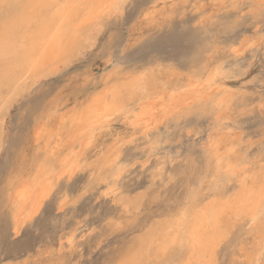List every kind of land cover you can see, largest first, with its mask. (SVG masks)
I'll use <instances>...</instances> for the list:
<instances>
[{
  "label": "rangeland",
  "instance_id": "obj_1",
  "mask_svg": "<svg viewBox=\"0 0 264 264\" xmlns=\"http://www.w3.org/2000/svg\"><path fill=\"white\" fill-rule=\"evenodd\" d=\"M127 4L118 22L110 19L113 8L92 26H84L88 29L83 30V45L72 61L68 57L55 60L48 69L24 76L17 88L0 85V214L5 205H13L11 193L22 189L39 169L47 165L50 174L58 170L47 144L54 146L58 137L62 153L71 148L70 139L66 142L70 119L115 93L114 112L104 127L95 129L97 137L79 151L72 181L63 172L52 175L48 196L37 199L39 208L38 204L32 207L42 213L45 230L41 232L29 219V239L0 240V259L8 257L9 264L118 260L148 226L165 222L183 209L189 193L212 194L208 188L214 169L207 147L215 136L227 133L232 140L238 136L234 144L236 152L246 156L245 166L264 167V82L260 79L264 0H127ZM207 80L213 83L207 102L188 108L181 104L145 132L128 125V111L138 110L136 95L147 105L148 98L152 102L159 96L168 98L178 85H202ZM135 81L143 82L142 94L130 87ZM220 99L226 103L219 106ZM55 130L63 131L62 136L55 135ZM37 132L41 135L35 141ZM72 150L75 153L77 148ZM11 217L13 227V212ZM241 222L229 226L209 264L248 263L256 247V232H249Z\"/></svg>",
  "mask_w": 264,
  "mask_h": 264
},
{
  "label": "bare ground",
  "instance_id": "obj_2",
  "mask_svg": "<svg viewBox=\"0 0 264 264\" xmlns=\"http://www.w3.org/2000/svg\"><path fill=\"white\" fill-rule=\"evenodd\" d=\"M116 2L117 0H79L81 7L71 13V19L68 23H66L61 28H57L55 24L49 23L46 18L38 14V11L36 9H33L31 7L33 0H0V85L3 83H10V85H13L14 88H17L21 85L20 80L24 76L32 74V72L34 71H38L39 68L45 67L48 69V67L51 66L52 63H56L55 60L58 61L63 57H68L70 60L75 55L78 48L83 45V41L85 38V36L83 35V30L88 29L87 27L95 24L103 14L111 12V9L114 8L112 5ZM77 12L79 13L78 16ZM84 26L87 27L84 28ZM98 29H100V27ZM164 80L166 79L164 78ZM137 81L133 82L130 87L132 86L135 89H139L142 94L145 89L142 85L143 82L139 83ZM29 82L31 83V79ZM172 83L170 84L172 85ZM162 84H165V82ZM212 84L213 83L211 81L207 80L206 83L202 85H199L197 83L194 84L191 82L184 86L178 85L171 90L168 98L159 96L158 99L153 102L152 100L149 101L148 98V102L151 103L148 104L146 102L147 105L142 103V101L140 102V96L137 97L136 95L139 103L137 105L138 110L134 111L132 109L128 111V115L126 114L128 125L133 129H139L145 132V130L154 127L157 122H160L164 117H166L174 109L178 108L181 104H183L185 108H188L191 107L195 102H207L212 94V91H209V88L212 87ZM153 86L155 87V85H152V87ZM108 91L111 92L112 89H108ZM166 92H168V90ZM114 94L112 93L110 97L104 96L101 99H96L97 102L87 108L85 114H81L75 118L70 119V122L68 123L69 131H66L68 137L66 138V142L70 139L69 142H71V148H77V151L75 153H73L74 150H72L70 147L66 153H62V149H59L62 144V140H58L57 136H62L63 131L60 130L57 133L55 130L57 139L55 140L54 146H50L49 144H47V146L50 150L49 155L56 157L55 159H57L58 170L55 169L56 172L54 170L55 173L50 174V172L47 171V165L43 166V169H41L43 171H40L39 169V172H37L35 175H32L33 177L31 179L28 178L27 181L24 182V187L22 189L18 191L14 190V192L11 193L14 205L13 227H15V218H29L31 214H35V208L32 210V207H35V204H38V198L43 200L48 196L51 185L50 179L52 175L59 176L62 172L66 175L75 173L76 169H78L79 167L77 160L79 151L82 149V147L91 143L94 137H97L94 136L95 129L104 127V122L107 121L106 118L109 117L112 112H114ZM126 101L127 99L125 100V102ZM225 103L226 99H220L217 104L221 106ZM84 111L85 107L83 112ZM129 113L131 114L129 115ZM54 118H57V116ZM55 120L54 122H56ZM54 122H52V124ZM55 126L53 128H55ZM230 127L231 126H229V128ZM226 134H224L225 137H223L222 135V138H219L221 137L220 135H218L219 137L215 136L213 140L209 141L207 147V153L209 155L208 159L214 169V174H212L213 184L208 188L209 190L213 191L212 194L206 195L201 191H195L191 194L192 199L189 200L187 205H185V207L183 208L185 209V211L181 219L176 218L175 212L173 216H171V214L168 215V217H171H169L167 221L165 220V222H162L160 224L156 223L151 227H149L147 224L148 229L140 236L137 235L138 239L137 241H135L136 244L125 251L123 254H121L120 258L124 254L132 253L139 260L143 261L144 264H154V262L155 264H159L157 252L159 251L161 246L166 245L168 248L167 256L170 264H209L211 256L213 257L217 245L220 244L223 237L225 238L228 231H230L228 230L230 228L229 226H233V224H235V221L242 220L241 226H247V230L249 232H256V247L254 248L251 258L249 257L250 260L247 264H260L262 260L264 261V246H262V241H264V224H262L259 219L261 211H264V174H262L261 172L263 166L260 165L253 170L248 169L245 166L246 156L242 153L238 154V151L236 152L234 143L238 141V136L234 137L235 140L233 139V142V140L226 136ZM40 135L41 133L38 134L37 132L35 141L38 140L37 137ZM134 135H132V137ZM216 137H218L219 139H216ZM1 145L2 132L0 130V147ZM88 160H90V158H88ZM246 165H248V163ZM157 167L159 168V166ZM49 171L53 173V170ZM228 184L230 185L229 188L227 187ZM107 193L109 194V191L105 193V196L107 195ZM37 208H39V204L38 207L36 206V209ZM252 217L257 218L255 223L252 222ZM161 219L163 218L161 217ZM152 220L153 222H155L154 219ZM174 248V256L176 259L173 260ZM234 253L235 252H233V254ZM233 254L231 252V255Z\"/></svg>",
  "mask_w": 264,
  "mask_h": 264
},
{
  "label": "snow or ice",
  "instance_id": "obj_3",
  "mask_svg": "<svg viewBox=\"0 0 264 264\" xmlns=\"http://www.w3.org/2000/svg\"><path fill=\"white\" fill-rule=\"evenodd\" d=\"M115 8V12L111 14L110 19L113 22H118L120 19V16L122 15L121 9L127 8L129 5L127 4V0H117L116 3L112 5ZM31 7L33 9H36L38 11V14L46 18L49 23L55 24L57 28L63 27L66 23L69 22L71 19V13L74 10H77L81 7V4L79 3V0H33V3L31 4ZM79 13L77 12V16ZM262 47H264V43H262ZM260 79L262 82H264V68L261 69L260 72ZM134 139V138H133ZM127 143H131V141H127ZM3 149L0 148V151ZM262 174H264V167L261 169ZM74 177V173L67 174L65 176V179H67L69 182L72 181ZM176 182H180V176L178 175L176 177ZM160 199H164V194H160ZM192 196L189 193L188 200H191ZM64 201H60V204L62 205ZM62 210V209H56ZM14 211V205L11 203L7 204L3 208V213L0 214V240L8 239L13 242H21L26 239H29L28 236V229L30 227L29 219L37 224L41 232H43L46 228V223L44 220H42V213L36 212L32 217L30 218H24V217H18L15 218V227H12L11 225V213ZM185 209H180L176 212V218L181 219L183 217ZM252 222H256V217H252ZM260 221L262 224H264V211H261L260 213ZM262 246H264V241H262ZM168 248L166 245L161 246L159 251L157 252V256L159 258V264H170V261L167 256ZM0 264H9V258L5 257L4 259H0ZM15 264V262H13ZM20 264H27V262H20ZM64 264H77L74 260H68L65 261ZM106 264H144L143 261L139 260L135 255L132 253L124 254L121 256L118 260H109L106 262ZM155 264V262H154Z\"/></svg>",
  "mask_w": 264,
  "mask_h": 264
}]
</instances>
